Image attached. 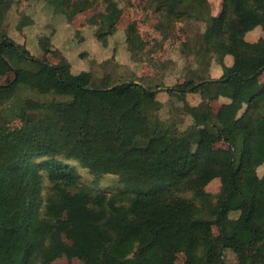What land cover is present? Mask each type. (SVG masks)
Wrapping results in <instances>:
<instances>
[{
  "label": "trees",
  "instance_id": "obj_1",
  "mask_svg": "<svg viewBox=\"0 0 264 264\" xmlns=\"http://www.w3.org/2000/svg\"><path fill=\"white\" fill-rule=\"evenodd\" d=\"M154 1L171 22L205 25L183 47L194 45L223 71L166 87L184 104L186 127L158 125L163 103L138 81L110 87L104 80L100 88L90 72L51 64L48 39L42 60L9 38L1 43L0 69L15 72L0 84L10 102L22 86L50 99H27L15 110L24 126L13 137L12 119L0 115V264H52L79 251L90 264H175L179 254L187 264H227V252L241 264H264V38H246L264 31V0H224L219 17L206 0ZM48 5L82 12L91 1ZM127 32L131 51H144L137 23ZM190 93L204 99L191 104L184 98ZM73 161L95 177L117 176L121 190L83 184ZM216 179L220 192L210 194ZM67 209L79 239L73 247L63 239Z\"/></svg>",
  "mask_w": 264,
  "mask_h": 264
},
{
  "label": "rangeland",
  "instance_id": "obj_2",
  "mask_svg": "<svg viewBox=\"0 0 264 264\" xmlns=\"http://www.w3.org/2000/svg\"><path fill=\"white\" fill-rule=\"evenodd\" d=\"M89 8L82 12L72 8L65 13L48 5V0H0V45L5 38L23 45L39 60L44 59L42 43L48 39V47L55 52L47 55L53 65L63 60L70 64L73 72H90L94 78L93 86H116L121 83L138 81L145 87L157 91L158 100L163 103L159 113L161 122L171 121L181 127L191 123L183 111L184 104L170 99L166 87L176 83L194 80L198 83L211 78H219L222 68L204 52L183 47L186 43L194 44L196 36L205 30V25L195 20L171 22L159 11L154 0H90ZM224 0H206L213 17H219L223 11ZM182 12L183 7L180 9ZM137 23L140 36L146 46L142 52H133L127 43V29ZM103 36V37H102ZM50 37V39H49ZM102 37V38H101ZM52 38L57 46H52ZM264 38V31L258 28L247 36L249 41ZM29 62H21L18 67L32 68ZM219 69L215 73V69ZM216 75V76H215ZM15 79V72L9 66L0 71V84H8ZM264 82V75L261 77ZM180 100H183L178 95ZM189 103L201 102L200 94L184 96ZM47 101L48 97L38 94L27 87H20L17 96L10 102L7 94L0 90V115L12 119L8 126V135L13 137L22 131L24 122L15 110L27 100ZM176 101V102H175ZM222 101L213 102L211 108L217 112ZM16 116V117H15ZM227 145L218 144V150L227 149ZM82 183L96 190L117 193L122 184L117 176L106 175L101 178L91 175L78 167ZM264 174V165L259 168ZM221 189L219 179L206 188L210 194L217 195ZM74 212L67 209L63 217L65 230L63 239L68 246H75L79 239L72 230ZM215 236L219 231L214 228ZM227 264H241L242 259L232 252L226 254ZM52 264H90L88 255L83 252L64 253L57 256ZM175 264H187L184 254L176 257Z\"/></svg>",
  "mask_w": 264,
  "mask_h": 264
},
{
  "label": "crops",
  "instance_id": "obj_3",
  "mask_svg": "<svg viewBox=\"0 0 264 264\" xmlns=\"http://www.w3.org/2000/svg\"><path fill=\"white\" fill-rule=\"evenodd\" d=\"M224 2V1H223ZM221 14H222V12H221ZM248 36V35H247ZM247 38V37H246ZM248 40V39H247ZM249 41V40H248ZM250 42H252V41H250ZM253 42H256V41H253ZM58 65H66V62H63V60H61V62L60 63H58ZM0 71H1V69H0ZM217 71H219V69H215V73L217 72ZM216 76V75H215ZM212 77H214V76H212ZM220 77V76H219Z\"/></svg>",
  "mask_w": 264,
  "mask_h": 264
},
{
  "label": "water",
  "instance_id": "obj_4",
  "mask_svg": "<svg viewBox=\"0 0 264 264\" xmlns=\"http://www.w3.org/2000/svg\"><path fill=\"white\" fill-rule=\"evenodd\" d=\"M7 40L5 39V40H3V42L2 43H5Z\"/></svg>",
  "mask_w": 264,
  "mask_h": 264
}]
</instances>
